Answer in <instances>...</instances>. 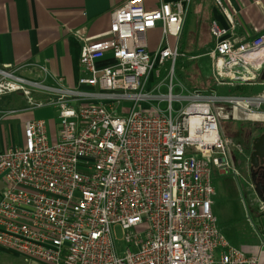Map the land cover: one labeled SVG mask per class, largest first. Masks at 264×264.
I'll return each instance as SVG.
<instances>
[{
	"label": "built area",
	"instance_id": "2783aa9c",
	"mask_svg": "<svg viewBox=\"0 0 264 264\" xmlns=\"http://www.w3.org/2000/svg\"><path fill=\"white\" fill-rule=\"evenodd\" d=\"M189 2L147 9L144 0H127L115 8L108 30L81 46L77 82L91 90L60 89L55 99L35 102L32 90L43 84L0 70V96L20 91L32 108L57 106L60 120L55 139L45 120L30 119L23 142L0 150V245L43 264H258L220 232L210 172L233 167L229 147L243 151L223 138L219 120L249 122L246 177L234 173L251 187L249 154L264 124V89H219L264 84V34L240 35L231 0H213L226 22L209 25L215 88L189 89L175 82ZM156 27L161 36L152 52L147 33ZM106 56L112 63L99 66ZM166 62L165 77L152 83ZM123 101L131 105L118 113ZM257 203L264 214V201ZM115 225L123 231L121 253Z\"/></svg>",
	"mask_w": 264,
	"mask_h": 264
},
{
	"label": "crops",
	"instance_id": "0c3cea01",
	"mask_svg": "<svg viewBox=\"0 0 264 264\" xmlns=\"http://www.w3.org/2000/svg\"><path fill=\"white\" fill-rule=\"evenodd\" d=\"M126 1L0 0V70L12 72L26 79L30 84L34 82L43 84L45 86L43 90H32V97L41 102H49L55 99L60 89L91 90L92 88L88 86H79L77 82L82 74L79 61L81 46L86 38L94 39L102 36L109 28L112 11ZM162 1L173 0H144V5L147 9H151ZM231 2L237 10V32L240 35L255 36L264 34V0H231ZM190 11H193L203 23L201 35L200 33L194 35L197 39L195 45L197 48L199 46L200 51L192 52L191 55L195 56L193 59H204L203 62L206 63L207 69L205 78H209L212 82L210 58L207 53L213 47L214 40L209 25L212 19H217L222 25H225L226 22L214 6L213 0H190L186 15ZM157 29L159 27L149 31L152 35H156L158 33ZM184 29L185 19L180 36H182ZM180 36L178 38L179 52L180 48L186 44L185 42L181 46ZM147 39L148 49L152 52L156 51L159 39H149L148 33ZM169 40L172 43L175 42L173 37ZM190 44L191 41L186 46L189 47ZM109 63H112L109 56L97 62L99 66ZM164 66H166L165 69ZM168 67L169 62H166L161 67V76L155 78L152 75L150 77L151 82L154 83L164 78ZM241 86L252 87L251 94H256L261 86H263L262 90L264 89V84ZM163 87L165 86H162L161 89ZM214 88L213 83L210 90ZM226 89L220 88L219 90ZM21 98L23 100L26 97L23 95ZM15 103L17 107L5 109V103L0 102V150L9 147L4 133L6 127L16 132L20 124H23L24 127L25 122L30 120V118L23 116L16 119L14 115L52 106L50 104L33 108L32 106H19L20 99H17ZM34 119L46 121L44 117ZM260 125L262 124H257V126ZM56 132L57 126L51 134L47 127L50 140L56 138ZM22 142L23 140L16 144ZM220 172L223 171L220 170ZM216 211L218 210L216 209ZM214 216L220 232L232 246L239 248L247 255L256 256L258 264H264V219L248 215L245 218L242 216L238 222H234L235 220L229 218L230 220L225 224H218V217L215 214Z\"/></svg>",
	"mask_w": 264,
	"mask_h": 264
},
{
	"label": "rangeland",
	"instance_id": "374dc122",
	"mask_svg": "<svg viewBox=\"0 0 264 264\" xmlns=\"http://www.w3.org/2000/svg\"><path fill=\"white\" fill-rule=\"evenodd\" d=\"M158 33L151 34L150 31H148L149 39L155 38L159 39L160 31L161 29H157ZM203 30V23L201 20H199L196 15L193 13V11H190L186 17H185V29L180 36L181 40V46L180 53L182 54V57L179 59V61L175 64V82L176 80H179L182 82V76H189L191 77L195 83L201 84L203 83L202 77L206 76L207 69H206V63L203 62V58L201 59H193L195 56H192V52H197L199 50L196 47L195 43H197V39L194 36L195 34L200 33ZM171 37H169L170 39ZM170 41V40H169ZM191 41V46L187 45ZM200 41V40H199ZM172 43V42H170ZM180 45V44H179ZM200 62V63H199ZM262 87L257 90V93L262 92ZM163 91L166 90L165 87L162 89ZM179 89L177 87H174L173 92H178ZM220 94H226L230 93L226 90H219ZM22 93L20 91H15L9 94H6L4 96L0 97V102L2 101L5 103L4 108L5 109H12L17 107V104L15 101L17 99L21 100V103L19 106H31L29 102H27L26 98L22 100L21 98ZM35 102H38L39 100L36 98H33ZM117 105V112L121 113V111L126 110L130 107L131 103L127 101L121 102V104ZM162 106H165L163 103ZM176 107V105H175ZM264 109V107H262ZM59 109L57 106H49L45 109H36L31 110L23 113H19L14 115V118L18 119L21 116L34 119L38 117H44L47 121V127L49 130V133L51 134L53 130H55L57 124L60 122L58 118ZM249 122H241V121H231V120H219V129L220 132L226 140H229L231 143H237L244 145L245 141L249 139L250 137V129L248 127ZM233 130H241V135L238 139H233L232 134ZM243 131V132H242ZM5 137L8 141V146L14 145L17 142L24 139V133H23V124H20L18 129H16V132L6 127L5 129ZM229 153L232 161V168L229 171L226 172H220L219 169L215 167H211L210 172V180L215 190V195L213 196V204L211 205V209L213 213L218 217V224H225L227 221H229V218H232L235 220L234 222H238L239 219L243 216L244 218L250 215L251 217L256 216L257 218L260 217L264 219V214L259 210V205L257 203L256 197L252 191V189L249 187L247 182L244 181L243 178H241L240 175H237L234 173V168H237L241 175L246 177L245 170L243 168L242 161L246 159L247 156V150L243 148V151H236L233 147H229ZM235 159V161H234ZM238 160L241 161V163L238 162ZM2 187V183L0 182V188ZM256 200V202H255ZM216 209L218 211H216ZM258 213V214H257ZM112 235L115 242V247L119 253H121L124 250V242L122 240L123 237V231L120 226L115 225L112 227ZM0 264H43L40 261L29 259L24 257L23 255L10 250L2 245H0Z\"/></svg>",
	"mask_w": 264,
	"mask_h": 264
},
{
	"label": "trees",
	"instance_id": "16d2710c",
	"mask_svg": "<svg viewBox=\"0 0 264 264\" xmlns=\"http://www.w3.org/2000/svg\"><path fill=\"white\" fill-rule=\"evenodd\" d=\"M181 57L182 55L177 58L176 63L179 61ZM165 68L166 66H164V69ZM202 79H203V83L197 84L191 77L186 75V76H182V83L189 89L209 92L210 88L213 87V83L209 78L207 79L204 76L202 77ZM252 89L253 88L250 86H235L233 88H227L226 91L236 95H249L251 94ZM240 135H241V130L240 132L239 130H233L232 138L234 140L238 139ZM231 161H233L232 158Z\"/></svg>",
	"mask_w": 264,
	"mask_h": 264
},
{
	"label": "water",
	"instance_id": "95a60500",
	"mask_svg": "<svg viewBox=\"0 0 264 264\" xmlns=\"http://www.w3.org/2000/svg\"><path fill=\"white\" fill-rule=\"evenodd\" d=\"M262 77H264V71L262 72ZM260 128L257 136L253 140L252 149L249 154L250 163L252 164V166H257L259 164V161L262 162L264 160V126ZM251 178L253 182H256V173L253 172ZM259 185L260 183L256 182L255 192L260 200L264 201V188L260 190Z\"/></svg>",
	"mask_w": 264,
	"mask_h": 264
},
{
	"label": "flooded vegetation",
	"instance_id": "af4514ba",
	"mask_svg": "<svg viewBox=\"0 0 264 264\" xmlns=\"http://www.w3.org/2000/svg\"><path fill=\"white\" fill-rule=\"evenodd\" d=\"M263 126H264V124L258 126L257 132L260 129H262L260 127H263ZM240 145H241V148H245L247 150V152L249 151V140L248 139L245 141L244 145H242V144H240ZM253 172L256 173V182L260 183L261 186H264V160L262 162L259 161V164L257 166H252V164L250 163V158H249V163H248L247 179H249L251 182L250 188L252 189L255 197L259 198L255 192L256 182H253L252 178H251ZM260 185H259V188H260V190H262V188H264V187H261Z\"/></svg>",
	"mask_w": 264,
	"mask_h": 264
},
{
	"label": "bare ground",
	"instance_id": "6f19581e",
	"mask_svg": "<svg viewBox=\"0 0 264 264\" xmlns=\"http://www.w3.org/2000/svg\"><path fill=\"white\" fill-rule=\"evenodd\" d=\"M261 116H263V115L260 114V113H255V112H252V113L249 115V117H252V118H257V117H261Z\"/></svg>",
	"mask_w": 264,
	"mask_h": 264
}]
</instances>
